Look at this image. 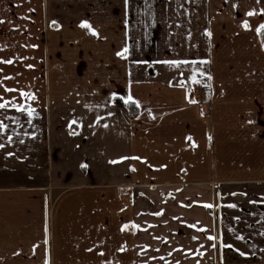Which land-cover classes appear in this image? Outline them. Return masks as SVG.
<instances>
[{
	"label": "crops",
	"instance_id": "0c3cea01",
	"mask_svg": "<svg viewBox=\"0 0 264 264\" xmlns=\"http://www.w3.org/2000/svg\"><path fill=\"white\" fill-rule=\"evenodd\" d=\"M249 12L0 0V264H190L209 209L232 204L260 239L242 264H264V18ZM129 95L137 114L113 103Z\"/></svg>",
	"mask_w": 264,
	"mask_h": 264
},
{
	"label": "rangeland",
	"instance_id": "374dc122",
	"mask_svg": "<svg viewBox=\"0 0 264 264\" xmlns=\"http://www.w3.org/2000/svg\"><path fill=\"white\" fill-rule=\"evenodd\" d=\"M241 2L243 5L244 0H241ZM262 10H264V0H253V12L258 14L257 16L254 15V18H259L260 14H263L264 18V11ZM87 32L91 36L97 37L89 30ZM263 35L264 31L260 36L263 37ZM1 37L6 38V33L1 32ZM18 81L21 82V79ZM222 206L209 209L216 214L214 215L213 223L209 225L214 230V234L211 235L213 238L204 240L205 245L204 242L203 244L195 245V249H192L193 254L182 257V261L186 259L190 264H242L249 260V262L252 261L250 258L252 252L259 253L260 239L249 238L250 228L244 222L242 209L239 207H237L238 209L232 208L228 205ZM229 216H236V218L230 219L231 217ZM238 216H242L239 222L236 221ZM252 242L253 245H251ZM208 243L209 245H207ZM257 256L259 255L257 254Z\"/></svg>",
	"mask_w": 264,
	"mask_h": 264
},
{
	"label": "snow or ice",
	"instance_id": "6c2138e0",
	"mask_svg": "<svg viewBox=\"0 0 264 264\" xmlns=\"http://www.w3.org/2000/svg\"><path fill=\"white\" fill-rule=\"evenodd\" d=\"M262 11H264V10H262ZM254 13L253 12H249L248 13V15H253ZM0 22H2V21H0ZM244 26L245 27H248V25H247V23L245 22V24H244ZM81 27H85V28H88V30L93 34V35H96L97 33L95 32V30L94 29H92L91 28V25L87 22V21H82L81 22ZM261 28H264V24H261L258 28H257V31L259 32V30L261 29ZM209 35H210V33H209ZM124 52L126 53L127 52V49L125 48L124 49ZM117 55H121V53H117ZM8 63H11V61H7ZM165 63H176L175 61H165ZM193 63H194V61H193ZM116 94L115 93H113V96H115ZM121 99H123L124 100V103L125 104H128L129 102H133V103H136L137 104V106H139V102H137V101H134L133 100V97L131 96V95H129L128 97H126V98H121ZM191 102H193V103H195V101H191ZM5 105L4 104H0V107H4ZM29 115H31V112L29 113ZM97 119H99V117H97ZM4 127H6V125H3V124H0V129H3ZM0 147H2V145H0ZM9 155H11V153H9ZM209 207H210V205H209ZM229 207H236V205H234V204H232V205H229ZM126 227V226H125ZM209 239H212V237H209ZM242 255H243V253H241Z\"/></svg>",
	"mask_w": 264,
	"mask_h": 264
},
{
	"label": "built area",
	"instance_id": "2783aa9c",
	"mask_svg": "<svg viewBox=\"0 0 264 264\" xmlns=\"http://www.w3.org/2000/svg\"><path fill=\"white\" fill-rule=\"evenodd\" d=\"M210 83L207 82L206 80L199 81L195 86H194V93L196 96H201L204 94H208L210 92ZM143 193H138L137 197H142Z\"/></svg>",
	"mask_w": 264,
	"mask_h": 264
},
{
	"label": "trees",
	"instance_id": "16d2710c",
	"mask_svg": "<svg viewBox=\"0 0 264 264\" xmlns=\"http://www.w3.org/2000/svg\"><path fill=\"white\" fill-rule=\"evenodd\" d=\"M85 29L88 31V28ZM113 103L115 105H120L128 108V110L132 115L137 114L139 112V107L133 102H129L128 104H125L121 98H114Z\"/></svg>",
	"mask_w": 264,
	"mask_h": 264
}]
</instances>
